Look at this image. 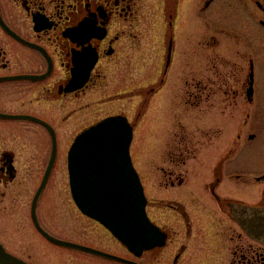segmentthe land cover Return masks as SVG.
<instances>
[{"label": "flooded vegetation", "instance_id": "1", "mask_svg": "<svg viewBox=\"0 0 264 264\" xmlns=\"http://www.w3.org/2000/svg\"><path fill=\"white\" fill-rule=\"evenodd\" d=\"M232 20L240 21L238 35L227 29ZM231 36L242 40L239 78L227 80L215 63L200 70L196 58L177 84L185 55H217ZM114 116L126 118L133 135L144 123L154 136L158 158L139 178L163 243L135 256L77 209L83 239L69 242L136 264H264V243L243 229V205L264 209V0H0L6 251L32 264L15 248L34 249L33 233L45 240L31 202L53 151L46 184L62 151L67 173L74 138ZM45 241L54 263L65 264L61 252L69 251L83 257L68 264H125Z\"/></svg>", "mask_w": 264, "mask_h": 264}, {"label": "water", "instance_id": "2", "mask_svg": "<svg viewBox=\"0 0 264 264\" xmlns=\"http://www.w3.org/2000/svg\"><path fill=\"white\" fill-rule=\"evenodd\" d=\"M132 137L131 125L121 116L90 126L74 139L67 155V171L71 198L77 209L101 224L129 252L140 256L144 251L161 247L164 237L146 216V199L129 156ZM54 156L55 151L31 204V218L36 230L54 245L136 264L54 238L41 228L35 209ZM243 229L253 239L264 243V209L243 205ZM0 264L28 263L6 252L0 244Z\"/></svg>", "mask_w": 264, "mask_h": 264}, {"label": "rangeland", "instance_id": "3", "mask_svg": "<svg viewBox=\"0 0 264 264\" xmlns=\"http://www.w3.org/2000/svg\"><path fill=\"white\" fill-rule=\"evenodd\" d=\"M235 21V20H232ZM227 25V24H226ZM231 34H240V21L231 22L228 25V28ZM237 34V35H238ZM230 35V34H229ZM231 42L232 45L225 43L223 48H219V51H217V55L215 54H202V52H199L198 56L193 55H185L181 64L180 69L181 71H178L177 74V84L181 85V81H184L188 75L186 74L188 68H190L191 61H195L196 58L199 60V69L203 70L206 67L211 66V64L215 63L217 65V69L219 70V73H221L222 76H225L227 80L232 81L234 78L238 75L237 78H239V70L236 68L243 69V46L240 45L242 40L236 41L231 36ZM237 42V43H236ZM238 45V48L240 49L239 52H235L236 45ZM227 48V49H225ZM202 51V50H200ZM215 57V59H214ZM220 58V59H219ZM140 67L144 68L143 61L139 62ZM222 67V69H221ZM237 70V71H236ZM204 75H197L196 78L203 80L207 78L206 71L203 72ZM137 74H142V72H139ZM202 74V72H201ZM187 75V76H186ZM243 76V73L241 74ZM138 77V76H137ZM210 77V73H209ZM139 79V78H137ZM233 85L232 83H230ZM143 85V84H141ZM234 86V85H233ZM156 148L154 147V136L151 135L145 128L144 123H142L139 130H137L134 135L133 139L130 145V157L133 164L134 169L137 171L138 175L143 178L144 174L147 170V164L148 161L151 159H155L158 157H153V154L155 153ZM59 161L58 165L53 172L50 180L46 184V187L43 191V193L40 195L39 201L36 206V217L39 220V224L44 227L46 232L52 234L54 238L60 239V240H69V241H82V237L79 231H81L82 226V218L76 208L73 205V202L70 197L69 187H68V177L66 173V166H65V152L62 151L61 155H59ZM34 186V185H33ZM35 186L30 188L29 193L26 194L25 198V204L28 205L30 202V197L32 196V191L34 190ZM26 206L25 208H27ZM27 210V209H26ZM28 213V210L26 211ZM25 212V228L28 229L29 225L31 223L28 220V214ZM28 232V231H26ZM48 233V234H49ZM49 234V235H50ZM34 236V242L33 245L35 246V250L37 248L40 251V254L36 252L32 244H30V247H19L15 248V251L19 255H21L23 258H28L32 264H37L36 262H41L42 264H60V263H54V259H52L53 255H55L53 252H51L53 247L49 245L44 239H42L40 236L38 237L36 234L33 233ZM32 249L35 251V254H33ZM14 250V249H13ZM51 250V251H50ZM55 251V250H54ZM56 256L61 255L59 253V249L56 250ZM63 257L66 260L65 264H68V260L73 261V258L82 256L81 253H71L69 251H63ZM45 255L47 257L46 259H38V255L42 256ZM28 255H31L30 257H27ZM83 257V256H82ZM98 261H102L105 264H113V262L109 261H103L100 259H95ZM155 264H158L155 263Z\"/></svg>", "mask_w": 264, "mask_h": 264}]
</instances>
